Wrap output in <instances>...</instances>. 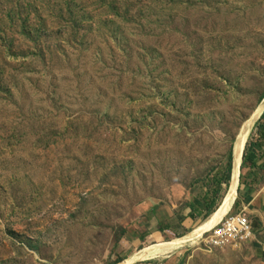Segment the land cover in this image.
<instances>
[{"label":"rangeland","instance_id":"rangeland-1","mask_svg":"<svg viewBox=\"0 0 264 264\" xmlns=\"http://www.w3.org/2000/svg\"><path fill=\"white\" fill-rule=\"evenodd\" d=\"M254 112L246 151L264 0H0V264H121L188 237L226 202ZM239 196L217 224L244 211L255 239ZM208 231L133 264H264Z\"/></svg>","mask_w":264,"mask_h":264},{"label":"bare ground","instance_id":"bare-ground-1","mask_svg":"<svg viewBox=\"0 0 264 264\" xmlns=\"http://www.w3.org/2000/svg\"><path fill=\"white\" fill-rule=\"evenodd\" d=\"M256 112V111H255ZM252 115V117L250 118V120L248 121V123L245 125L244 129H242V131L240 132V134L238 135V145L240 146V150L242 152L243 147L246 143V141L249 139L252 127L255 123V121L257 119H259V117H257V113H255ZM263 113V112H262ZM243 156V154H242ZM241 159V154H237V159H236V164H235V168H234V172L231 174V181H230V186L233 183V186L231 188V191L229 192L228 198L226 200V202L224 203V205L222 206L221 209H219V211L213 213L208 220L202 224L201 226L204 227V229H209L212 230L213 226L217 224L218 221H220L222 219L223 216H225L235 198H236V189H237V194H238V171H239V175L241 174V170H240V164L239 161ZM238 170V171H237ZM238 187V188H237ZM198 227L191 235H189L186 238H180V239H174L165 243H160L157 245H153L150 247H146L145 249L135 253L134 255H132L129 259H127L126 261L122 262L121 264H133L136 261H150V260H154V259H158L161 257H164L172 252H175L177 250H179L180 248H182L184 246V244L190 239L193 238L194 236H196L197 232L202 228V227ZM208 231V232H209ZM208 232H206L205 234H207Z\"/></svg>","mask_w":264,"mask_h":264},{"label":"crops","instance_id":"crops-1","mask_svg":"<svg viewBox=\"0 0 264 264\" xmlns=\"http://www.w3.org/2000/svg\"><path fill=\"white\" fill-rule=\"evenodd\" d=\"M259 155H263V154H259ZM261 163L264 164V155L262 156V160ZM254 172L257 173L258 176H260V179H258L259 183L253 184L251 182H246L249 181V179H243L241 182V185L239 183V186L241 189L240 190V196L243 198V206L245 208V210L250 211L251 213H253V219L256 221V225L258 226L260 232L258 235H256L255 239H253V237L250 240H247L243 243L249 242L250 245L258 247V251L260 254V258L262 259V261L264 262V167L255 170ZM252 172V173H254ZM250 174V172H249ZM252 175V174H250ZM239 194V193H238ZM197 203V201H196ZM190 208V206H188ZM191 209V208H190ZM192 211V209H191ZM192 213H189L187 215L188 218L195 220L196 218L194 217V215L192 216ZM253 239V240H252ZM229 247V246H227ZM226 248V247H224ZM224 248H217V249H224ZM120 261V260H118ZM120 263V262H118ZM117 261L113 264H118Z\"/></svg>","mask_w":264,"mask_h":264},{"label":"built area","instance_id":"built-area-1","mask_svg":"<svg viewBox=\"0 0 264 264\" xmlns=\"http://www.w3.org/2000/svg\"><path fill=\"white\" fill-rule=\"evenodd\" d=\"M208 233L207 244L211 249L242 244L253 237L250 218L244 211L235 214L230 212Z\"/></svg>","mask_w":264,"mask_h":264},{"label":"trees","instance_id":"trees-1","mask_svg":"<svg viewBox=\"0 0 264 264\" xmlns=\"http://www.w3.org/2000/svg\"><path fill=\"white\" fill-rule=\"evenodd\" d=\"M262 121L263 122H261L258 126V141H257V143L251 144V146L248 148V151H246L245 155H244L242 170H244L248 167L251 174L253 171L264 167V164L261 163L262 156L264 155V115L262 117ZM257 146L262 149L261 154H263V155H259L256 152L255 147H257ZM225 160H227L228 163L229 162L231 163V170H230V181H231V174H232V168H233V148L230 151V153L228 154L227 159H225ZM229 186H230V182H229ZM240 190L241 189H239V193H240ZM174 239H176V238H174ZM174 239H172V240H174ZM165 242H168V241H165ZM165 242H162V243H165ZM121 261H123V260L117 261V263L121 262Z\"/></svg>","mask_w":264,"mask_h":264},{"label":"water","instance_id":"water-1","mask_svg":"<svg viewBox=\"0 0 264 264\" xmlns=\"http://www.w3.org/2000/svg\"><path fill=\"white\" fill-rule=\"evenodd\" d=\"M238 140V138H237ZM238 142L239 141H236V144L233 148V168H232V173L234 172V168H235V164H236V159H237V154H243L242 156V163L240 164V170H242V165H243V161H244V155H245V151H246V147H247V144H248V140L246 141L244 147H243V150L241 152L240 150V146L238 145ZM240 177H241V174H240ZM238 193H239V188H238Z\"/></svg>","mask_w":264,"mask_h":264}]
</instances>
